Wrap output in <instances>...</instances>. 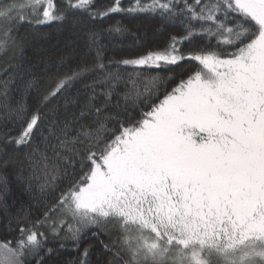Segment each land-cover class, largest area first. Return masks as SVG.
Masks as SVG:
<instances>
[{"label": "snow or ice", "instance_id": "1", "mask_svg": "<svg viewBox=\"0 0 264 264\" xmlns=\"http://www.w3.org/2000/svg\"><path fill=\"white\" fill-rule=\"evenodd\" d=\"M114 13L176 30L134 58L106 64L98 48L44 88L31 34ZM10 53L0 167L17 166L32 201L10 213L0 174V264H65L69 249L66 264H264V0H0Z\"/></svg>", "mask_w": 264, "mask_h": 264}, {"label": "trees", "instance_id": "2", "mask_svg": "<svg viewBox=\"0 0 264 264\" xmlns=\"http://www.w3.org/2000/svg\"><path fill=\"white\" fill-rule=\"evenodd\" d=\"M7 2V0H5ZM132 0H122V4L127 7ZM65 0H56L58 7L63 6ZM111 0H94L96 8L102 9L109 5ZM79 25L65 24L62 27L44 26L42 32L32 33L25 48V56L31 67V71L42 77L44 88L53 85L57 73L63 74L76 70L85 65H92L97 59V50L101 48V55L104 63L121 58H134L143 54L146 50L162 47L170 31L169 28L161 30L159 17L148 14L126 15L114 13L103 20H89L85 16H80ZM126 26L129 31L123 34L109 33V28L115 24ZM178 29V26H176ZM88 29L95 30L100 34L99 43L91 45L87 39ZM24 31H28L25 29ZM24 31L21 34H24ZM14 63L12 54L8 56L0 55V76L7 70L8 65ZM88 82L92 80L89 74ZM168 87H171L169 83ZM160 91H164L162 85ZM73 96H83L85 94L83 82H77L70 89ZM138 109H130L133 115L138 114ZM89 122H91L89 120ZM17 166L9 164L7 169L0 167V174L8 177L7 204L10 213H17L23 206L25 210L32 201V195L26 191V181L17 179ZM33 183H35L33 181ZM38 195V193H34ZM4 221V210L0 209V223ZM75 252L71 249L62 251L60 259L65 262L73 260Z\"/></svg>", "mask_w": 264, "mask_h": 264}]
</instances>
